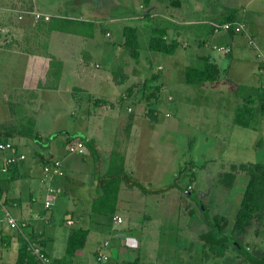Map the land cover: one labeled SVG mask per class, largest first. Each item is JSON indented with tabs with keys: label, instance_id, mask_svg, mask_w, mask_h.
Returning <instances> with one entry per match:
<instances>
[{
	"label": "rangeland",
	"instance_id": "rangeland-1",
	"mask_svg": "<svg viewBox=\"0 0 264 264\" xmlns=\"http://www.w3.org/2000/svg\"><path fill=\"white\" fill-rule=\"evenodd\" d=\"M180 1L183 7L178 13L188 14V18L193 21L192 29L182 32L183 49L178 48L173 55L149 50V28L152 26L147 23L149 27L146 26L144 31L139 30L137 36L138 58L144 64L141 62L142 65L137 67L133 64L135 68H127L128 70L122 72L120 67L116 68L117 71L114 70L116 79L124 72L128 74L127 81L119 87L124 96H121V101L112 103L114 109L103 110L107 113L100 134L108 144L105 146L114 145L120 154L114 151L109 158L110 148L99 150L100 166L91 163L92 176L98 182L100 171L109 172L104 178L106 180L111 179L108 175L114 176L117 172H123L136 183L134 188L130 189L132 192H125L122 197L123 208L120 210V216L124 221L123 227L127 229L126 236L133 237L135 245L121 248L124 258L122 264L135 259H138V264H250L234 250L232 244L228 245L222 257H215L203 237L211 231L208 223L215 224L216 217L225 221L220 236L231 235L248 180L244 173L237 171L232 187L226 188L223 179L224 175L230 172L231 165L264 164V25L255 32L252 46L247 43L246 35H237L235 42L241 47H225L228 50H214L212 46L216 40L208 36L205 30L210 29L206 22L219 24L225 19L227 21L233 11L234 15L245 13L244 17L249 18L250 11L259 9V6L264 10V0H253L254 4L249 6L250 8L247 4L252 0ZM40 2L43 10L52 14L58 13L64 19L92 22L95 25V40L99 43L96 47L99 49H104L113 42H120L124 27H132L135 24L124 19L125 7L121 3L122 0ZM129 2H134L135 5L130 6L128 10L135 8L134 12L137 13L136 0H128ZM39 5L35 4L37 10ZM46 20L47 17L44 21ZM155 22L154 27L158 23ZM32 23L24 21L20 24L27 36L24 41L21 38L23 42L20 46L23 48L28 46L29 42L39 46L40 40H44L42 32L45 22L42 25ZM219 35L223 39L218 40V46L229 44L230 36L227 33L221 32ZM8 41L7 35L0 29V57L4 58L5 63L13 60L5 57L1 51L6 49L4 45ZM166 41L170 42L172 39ZM206 52L218 56V80L186 84L184 68L202 65ZM212 54L207 56L211 57ZM103 56L105 57V54ZM82 58L83 61L87 60L86 55ZM98 58L90 57L89 65L92 63V69L107 76L108 66ZM116 58L118 62H124L126 59L122 54L116 55ZM17 73V70L0 68V90L7 91L4 96L0 94V98L6 97L7 93L12 91L9 96L11 107L8 102L0 103V114L6 121L0 125V130H20L29 127L33 121L34 134L38 133L42 142L29 139L31 146L24 150L27 159L33 157L34 150L39 146L46 147L48 144L60 146L58 158L68 157L69 154L64 150V140L68 135L70 138L82 137L88 113L85 107L93 106V100L80 91H74L75 98H71L70 86L68 85V88L64 85L58 92L42 91L39 93V101H32L30 95V100L14 102L13 91L20 90L16 86ZM83 81L84 78H79L76 83ZM85 83L91 84L88 80ZM100 86L103 90L101 94L109 92L103 83ZM74 101H77L78 105L74 104ZM245 102L251 111L243 115V109L239 107ZM236 107L239 110H236ZM127 108L131 110L127 112ZM117 114L120 116L117 117ZM136 115H139L143 123L138 122L137 127L132 130ZM237 115L247 123L245 127L235 124L234 118ZM14 139L11 138L10 141L15 143ZM74 159L79 160L80 157L75 155ZM87 172L85 169L77 172L75 176L79 177L80 173ZM58 183L63 190L62 197L59 196L55 200L53 207L47 210V215L62 223L66 211L74 210V204L64 197V192H67V197L70 195L66 179L59 178ZM120 185H124V191L129 188L121 179L107 183L105 191L108 195L115 196ZM103 188L101 184L98 193L103 191ZM97 190L92 189L91 193L95 195ZM188 192L197 195L206 207L209 222L207 217H204L205 212ZM76 195L81 203L80 207L83 208L86 197L83 196L82 187H78ZM94 220L87 227L91 234L84 248L77 251V264H97L94 260V250L104 241H111L110 228L113 229L114 224L109 220V216L106 214L99 217L95 214ZM97 222L101 225L99 233L93 225ZM104 226L107 228L103 230ZM239 241L252 256L258 260L263 259L264 216L261 223L254 222ZM114 255H117L115 249Z\"/></svg>",
	"mask_w": 264,
	"mask_h": 264
},
{
	"label": "crops",
	"instance_id": "crops-1",
	"mask_svg": "<svg viewBox=\"0 0 264 264\" xmlns=\"http://www.w3.org/2000/svg\"><path fill=\"white\" fill-rule=\"evenodd\" d=\"M36 1L37 0H32V3H30L31 0H0V29L1 31L5 32L9 40L8 43L4 45V48L6 49L1 51H3V55L8 57V59L13 58L12 61L5 63L3 60L4 58L0 57V68H5L10 71L17 70L18 73L15 75L17 77L16 86L20 88L19 91H13L15 97L14 100H12L14 102H25L30 100L29 97L31 95L33 99L32 101H39V93L42 91L48 90L51 92H58L61 87L63 88L64 85L67 87L69 85L71 88V98H75V95H73L74 91H80L88 96L90 100H93L94 104L93 106H90V108L88 105L85 107L87 108L88 113L85 121L86 126H84V132L81 134L82 137L73 138L70 141L65 138L64 150L69 155L64 159L57 157V154L60 150V146L57 145L49 146L48 144L46 147L39 146V148L34 150L33 157L27 159V156L24 154V150H27V148L31 146L29 144L28 138L15 137L14 139L13 137L15 143L10 141L11 138L0 140V143H11L15 146L18 155L25 156L24 160H17L8 173H0V200L4 203L5 211L19 224L18 229L10 227L6 222L4 212L1 209L0 264H15L19 247L24 240L26 242L30 241L36 244L39 248H41L43 253H45L50 258L52 262L63 258L69 233L74 229H83L88 232L89 237L91 230L87 227H89L91 222H93L95 214H98L99 217L107 214L109 216V220L113 222L114 227L113 229L110 228L111 241H104L103 244H100L97 249L94 250V260L96 251L105 243H107L108 246L105 248V252L110 256L111 264H122L124 260L121 254L122 249L129 246H135L132 241L134 238L131 236H126L127 229L123 227L124 221L120 216V210L123 208L122 197L123 193L132 192L130 189H133L134 187L132 186L126 188V191H124V185L122 187V184L120 185L118 193L116 191L115 195L116 201L114 212H92V202L95 195L91 193V190L96 188L97 180L92 176L93 170L91 171L90 165L91 163H94L100 166V156L98 153L99 150H107L110 148L108 151L109 158H111L114 151H117V153L120 154L119 150L113 147L114 145L106 147L105 145L107 143L105 142L104 137L100 134L106 119L105 114L107 113V111L103 110L114 109L112 103L121 101V96H124V92H122L119 87L122 86L123 82L127 81L126 79L128 74L123 71V75L118 77L119 79H116L115 76H117V74L113 75V73L117 71V67H120L122 72V70H128L127 68H135L133 64H135L137 67L144 63L142 60H139V58L133 59L128 51L123 48V36L120 42H113L104 49H99V47H96L99 46V43L95 40V25L92 37H86L77 34V27L73 24L66 26V28L64 25H60L61 28L65 29V31L49 30L48 26L52 21H58L61 19L70 21L79 20L64 19L61 17L62 15L58 13L52 14L51 12H47L43 10L42 2H40L43 0H39V2ZM121 3L125 7V10L123 11V14H125L124 19L128 22L132 21L135 23L132 27L136 29L137 36L139 30L144 31L146 26L149 25L152 26L149 28L151 33L153 28L163 29L165 30V39L167 40L170 38L172 41H177L180 45L179 48H182L181 39L184 38V34H182V32L184 33L185 31L189 30V28L193 26V21L188 18V14L178 13V11H180L179 9H182L183 7L180 0L179 7L177 8L171 7L169 1L166 2L151 0L148 6H143L142 0H136V5H138L136 9L137 13L134 12L135 8L128 10L130 6L133 7V5H135L134 2L128 3V0H122ZM35 4H40L38 10L36 9ZM253 4L254 1L252 0L248 2L247 6L249 7ZM262 8L263 7L259 6V9L250 11L249 18L244 17L245 13H242V15L240 13L238 15H234L233 11L231 15L233 19L232 22H239L243 24L245 31L239 34L225 32L230 36L229 44L227 43L218 46V40L220 38L223 39V37L219 35L221 32L215 33L211 27L213 22H206L209 24L210 29L205 30V33L207 32L208 36L216 40L212 48H214V50H224L228 49L225 47L230 46L232 49L235 45H238L235 42L237 35H246L247 43L250 45V41L253 42L252 38L254 35H256L255 32L259 31L258 29L264 25V23L262 24V20L264 19V10H262ZM24 11L38 13L41 15L43 20L41 18V21H39V19L36 20L34 16L30 14L22 15ZM171 11H173V13ZM19 15H22L21 19L18 18ZM46 17L47 20L44 21ZM24 21L33 22L32 24L41 23V25L45 22V29L44 32H42L44 40H40L39 46L33 42H29L28 46H25L24 48L20 46V43H22L25 37H27L24 32V28L20 25ZM155 21L158 23L157 26L154 27L153 25H155ZM59 24L60 23L55 25L59 26ZM149 26H147V28ZM40 37L42 38V36ZM21 38H23V41H21ZM27 42L28 41L26 39L25 44H27ZM238 47L241 46L238 45ZM36 48L39 49L36 50ZM206 53V57L209 58V61L215 63L218 66L216 62L218 56H214L210 52ZM103 54H105V57ZM119 54H122L123 57L126 58L124 59V62L116 61V55ZM208 54H212L213 56L211 55V57H208ZM85 55L87 60L83 61L84 58L82 57H85ZM95 56L99 57L98 59L102 60V62L108 66L107 76H104L105 73L103 72L99 73V70L92 69V63L89 65V61L91 60L90 57L95 59ZM45 57L48 58L46 59ZM45 61H47V63H45ZM141 62L142 64H140ZM185 69L186 67L184 68V73ZM55 71H60L59 79L57 81L54 79L55 74L53 72ZM79 78H84L85 81L88 80L91 82V84L88 85L85 83V81L76 83ZM68 82L69 84H67ZM95 82H97V84ZM101 83H103V85H105L109 90L108 93H105L106 95L101 94V92H103L100 86ZM4 92L7 91L0 90V94L3 96ZM11 92L7 93L6 97L8 98H0V103L8 102V105L11 107L9 104L11 101L9 97L12 95ZM76 102L77 101H74L73 103L78 105ZM83 105H85V102ZM29 107H31V105ZM130 110V108H127V112ZM118 116L120 115L117 114V117ZM35 118H37L36 115ZM31 122L33 123L34 133L35 123L33 121ZM138 122L143 123V120L140 119L139 115H136V117L133 119L132 130L137 127L136 125ZM4 123H6V121H4V117H1L0 114V125ZM151 129L153 130V127H151ZM14 131L17 130L8 132H2V130H0V133H11ZM34 135L39 134L35 133ZM77 140H81L84 143V150L81 154L76 149ZM68 150L70 151L68 152ZM74 154L79 156L80 159L75 160ZM9 155L10 154L6 152L0 153V159L8 157ZM90 158H92L94 162ZM55 162L59 163L62 174L56 175L52 172L45 173L44 169L46 167L52 169ZM85 169H87V173H80L79 177L75 176L77 172L79 173ZM107 173L108 172L102 173L100 171L99 176H106ZM59 178L66 179V182L68 183V187H66L69 190L70 195L67 197V192H64V197L74 204V210L66 211L64 217L62 218V223L59 221L56 222L51 215H47L48 212L44 209V200L48 189H59L63 193V190H61V187L58 183ZM74 186L75 190H73ZM78 187H82L83 196L86 197L85 204L84 206L82 205L83 208L80 207L81 203L76 195ZM86 204H88L87 208ZM78 206L79 209H77ZM114 217L120 218L122 220V224H117L113 220ZM93 225L97 227L96 230L97 233H99V228H101V225H99L98 222ZM105 228H107V226H104L103 230ZM114 249L117 251V255H114ZM77 253L78 252H76L72 259H67V264H77V262H75Z\"/></svg>",
	"mask_w": 264,
	"mask_h": 264
},
{
	"label": "trees",
	"instance_id": "trees-1",
	"mask_svg": "<svg viewBox=\"0 0 264 264\" xmlns=\"http://www.w3.org/2000/svg\"><path fill=\"white\" fill-rule=\"evenodd\" d=\"M151 0H142L143 6H148ZM159 1H169V4L173 8L179 7V0H159ZM227 21L232 22L233 19L230 16ZM59 24V26L55 24ZM75 25L77 27V34L83 35L86 37H92L94 30V24L91 22L85 21H70V20H58L52 21L49 24V30H58L65 31L64 28H61L60 25H64L65 28L68 25ZM165 30L160 28H153L151 37L149 38L148 48L149 50L157 53H162L164 55H173L175 51L179 48V43L175 40L167 42L165 39ZM124 43L123 48L128 51L130 56L133 59L138 58V37L136 29L133 27H124L123 29ZM202 65L198 67H186L184 73V79L186 84H202L207 82H216L219 76V68L215 63L209 61V58H202ZM54 79L57 81L59 79L60 71L53 72ZM131 92V91H130ZM242 108L244 114L250 112L251 109L246 107V102L239 107ZM237 109V110H239ZM235 124L246 126L247 123L239 117L238 115L234 118ZM13 137H23L33 140L34 142H42V139L38 135L33 133V123L31 122L29 127H23L20 130L11 132V133H0V140L13 138ZM73 138L67 136V140L70 141ZM242 172L247 177V183L239 204L238 211L235 216L234 224L232 227V232L230 236H220V231L225 226V221L220 218H214V223H208L211 227V231L207 233L203 240L210 247V252L215 257H222L227 250L228 245L232 244L234 250L244 258L250 264H264V258L258 260L252 256L247 248L242 245L239 241V238L246 235L247 230L252 226L254 222L258 224L261 223L264 216V164L254 163V164H240V165H231L230 172L224 175L223 185L226 188H231L233 181L235 179L236 172ZM109 173V172H108ZM107 176V175H106ZM106 176L100 177L96 184V194L92 202V212L95 213H112L114 212L116 197L112 196L113 194L108 195L106 193V185L110 181L121 180L123 179L126 182L128 187L135 186L136 183L123 172H117L113 176L108 175L109 180L104 179ZM103 185V191H99V187ZM108 189V187H107ZM197 196V195H196ZM195 201V200H194ZM198 206L202 210L204 207L205 215L206 207L202 204ZM203 211V210H202ZM207 222L208 217H207ZM216 226L219 227L220 231L215 232ZM195 228V226H194ZM88 237V232L83 229H74L72 230L67 238L64 256L63 258L53 261L52 264H67V259H72L76 252L83 249ZM234 243L236 245H234ZM15 264H38L35 257L28 251V243L24 240L22 241L19 250L18 256ZM127 264H138V259H135L132 262Z\"/></svg>",
	"mask_w": 264,
	"mask_h": 264
},
{
	"label": "built area",
	"instance_id": "built-area-1",
	"mask_svg": "<svg viewBox=\"0 0 264 264\" xmlns=\"http://www.w3.org/2000/svg\"><path fill=\"white\" fill-rule=\"evenodd\" d=\"M27 14L34 16L36 20L41 18V15L35 12L24 11L22 13V15H27ZM22 15H19L18 18L21 19ZM211 27L215 33L231 32L233 34H239L245 31L244 25L239 22L225 21L219 24L212 23ZM250 45L251 46L253 45L252 41H250ZM263 75H264V72H263ZM76 142H77L76 144L77 151L80 154L83 153L84 143L81 140H77ZM5 152L9 153L10 155L8 157H4L0 159V173H3V174L8 173L11 167L17 162V160L22 161L25 159V156L17 154L15 146L12 145L11 143H0V153H5ZM44 171L45 173L52 172L53 174H56V175L62 174L58 162H55L53 164L52 169H50L49 167H46ZM61 195H62V192L59 189H52V188L48 189V192L46 193V197L44 200V209L50 210L53 207L55 200ZM0 209H2L4 212L5 220L7 224L14 229H18L19 228L18 222L12 219L9 216V214L5 211L4 203L1 200H0ZM113 220L117 224H122V220L118 217H114ZM27 243H28V251L35 257L38 264H52V261L50 260V258L45 253H43L41 248H39L36 244L30 241H27ZM107 246L108 244L105 243L102 247H100L96 251L95 261L97 264H111V258L105 252V248Z\"/></svg>",
	"mask_w": 264,
	"mask_h": 264
},
{
	"label": "water",
	"instance_id": "water-1",
	"mask_svg": "<svg viewBox=\"0 0 264 264\" xmlns=\"http://www.w3.org/2000/svg\"><path fill=\"white\" fill-rule=\"evenodd\" d=\"M188 195L191 196V198L193 200H195L199 205H202V202L198 199V197L196 195H191L189 192H188ZM202 210L204 211V207L203 206H202ZM193 221H196V220H193ZM196 222L198 223V221H196ZM190 228H192V227H190ZM219 231H220L219 227L216 226L215 232H219ZM234 245H236V244L234 243Z\"/></svg>",
	"mask_w": 264,
	"mask_h": 264
}]
</instances>
